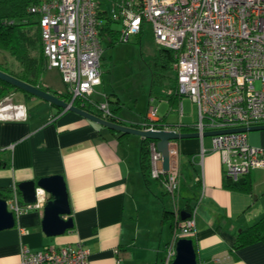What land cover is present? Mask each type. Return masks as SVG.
Returning <instances> with one entry per match:
<instances>
[{
    "label": "crops",
    "instance_id": "obj_1",
    "mask_svg": "<svg viewBox=\"0 0 264 264\" xmlns=\"http://www.w3.org/2000/svg\"><path fill=\"white\" fill-rule=\"evenodd\" d=\"M101 9L104 23L109 13L105 6ZM111 29L119 30L120 24L111 20L100 30V82L78 101L97 114L95 104L107 100L122 123L142 124L147 111L142 115L136 107L141 88L137 92L130 86V76L117 74L119 63L113 51L104 55L108 48L121 47L119 31ZM52 69L61 81L58 70L47 63L39 81L61 97L65 90L45 76ZM162 89L148 91L151 104L152 98L163 103L160 113L156 106L157 122L181 132L195 131L196 120L184 119L180 95ZM15 90L0 103V194H10L8 200L16 193L22 202L19 181L61 174L70 207L62 217L71 216L72 226L45 234L44 204L14 215V225L0 229V264H20L22 247L34 251L76 240L83 242L91 264H165L167 249L175 250L180 237L192 239L197 264H264V242L234 247L240 231L264 216V169L232 178L225 173L220 153L212 149L210 136L173 139L170 146L177 152L172 159L178 173L173 201L157 180H145L140 136L111 131L20 88ZM247 137L251 144L264 147V129L247 132ZM169 206L172 217L164 214ZM181 210L194 216V230L188 235L180 233Z\"/></svg>",
    "mask_w": 264,
    "mask_h": 264
},
{
    "label": "built area",
    "instance_id": "obj_2",
    "mask_svg": "<svg viewBox=\"0 0 264 264\" xmlns=\"http://www.w3.org/2000/svg\"><path fill=\"white\" fill-rule=\"evenodd\" d=\"M31 10L38 13L42 54L47 66L58 70L70 96L66 101L73 104L75 98H85L100 82L99 0H42ZM108 16L120 24L119 42L148 24L155 42L172 51L176 93L196 103L194 128L199 134L264 124V0H121L114 2ZM95 105L99 116L117 120L107 100ZM157 119V108L150 103L140 127L157 128ZM209 136L228 176L237 178L251 169H264V147L251 144L246 131ZM149 150L150 177L159 179L174 201L178 173L172 158L177 152L169 147V166L164 170L154 142L149 143ZM35 198L24 203L13 193L8 208L14 215L40 208L46 191L36 187ZM173 210L178 216L179 208ZM179 229L182 235L193 232V213L181 219ZM174 254L173 246L169 247L164 263L170 264ZM20 264L91 263L83 242L76 240L34 251L22 247Z\"/></svg>",
    "mask_w": 264,
    "mask_h": 264
},
{
    "label": "water",
    "instance_id": "obj_3",
    "mask_svg": "<svg viewBox=\"0 0 264 264\" xmlns=\"http://www.w3.org/2000/svg\"><path fill=\"white\" fill-rule=\"evenodd\" d=\"M0 79L4 80L15 87H18L30 94L38 96L57 106L75 112L89 120L97 122L114 131L135 134L141 138H149L154 140L155 149L160 153L161 167L166 170L169 164V147L170 141L173 139L186 137H205L216 133L230 131H254L264 129V124H256L249 126H238L214 130H204L201 134L198 131L181 132L172 128H142L129 124H123L105 119L93 112L87 111L76 106L63 98L53 94L52 92L42 89L36 85L30 84L18 77L7 73L0 69ZM41 187L49 193V198L43 205V216L41 219L42 229L47 235L63 232L66 228L72 226L71 216L62 217L64 214L70 213L67 190L63 176L61 174H51L40 176L37 179H29L19 181L17 188L20 192L21 200L24 203L35 201V188ZM188 216L185 210L180 211L181 219ZM15 223V217L8 208L6 198L0 196V229L12 227ZM170 264H197L195 250L192 239L188 237H180L175 242V255Z\"/></svg>",
    "mask_w": 264,
    "mask_h": 264
},
{
    "label": "trees",
    "instance_id": "obj_4",
    "mask_svg": "<svg viewBox=\"0 0 264 264\" xmlns=\"http://www.w3.org/2000/svg\"><path fill=\"white\" fill-rule=\"evenodd\" d=\"M41 1L42 0H0V49L11 55L22 66L21 69L15 71L14 68L5 66L4 62L0 61V69L18 77L23 81L47 90L46 87L39 81L41 75L45 71L46 60L41 50L38 13L31 10L33 6ZM106 19V22L101 23L100 30L104 29V27L112 20L109 16H107ZM111 30L119 31L120 29ZM157 54L159 61L154 63L159 66L152 68L153 84L162 83L163 79L168 74L167 71L172 68L173 61V53L170 49L159 46ZM159 67H161V71L159 70ZM162 70L164 73H162ZM173 79L175 85H172L174 88L170 87L171 95H175L176 93V75H174ZM8 88L19 89L18 87L0 79V97L5 95ZM62 96L63 99H70V96L66 92H64ZM78 99L80 98H75L73 100V104H77V106L86 109L85 105L81 104ZM111 111L113 112L112 109ZM98 114L99 113H97V115ZM108 118L111 121L122 123L118 119L116 120L112 117ZM131 125L140 127V124ZM154 126L157 128H164L157 122V120L154 121ZM192 128L195 130L194 127ZM110 130L114 131L112 129ZM150 142H154V140L145 137L141 138L140 166L146 181L155 179L161 184L159 179L150 177ZM163 192V194L167 195V198L169 197L168 199L171 198L167 191L164 190ZM0 196L7 199L10 194L2 193ZM164 214L165 216L172 217L171 206L164 208ZM254 241L264 242V216H261L255 223L240 231L236 241L237 244L234 247H239L240 245Z\"/></svg>",
    "mask_w": 264,
    "mask_h": 264
},
{
    "label": "rangeland",
    "instance_id": "obj_5",
    "mask_svg": "<svg viewBox=\"0 0 264 264\" xmlns=\"http://www.w3.org/2000/svg\"><path fill=\"white\" fill-rule=\"evenodd\" d=\"M115 1L121 0H99L101 6H105L108 13L111 12L113 8V4ZM116 27H118L117 23H114ZM120 48H108L106 49L104 55L107 56L110 51L114 53V59L119 63V66H116L115 70L118 75H125L131 77L130 86L137 90L141 88L140 96L138 97L137 109L142 112L144 115L147 111L148 105L150 104V95L148 93L151 87H154L155 91H159L160 89H166L173 87L174 83V75L175 70L171 68L167 71V76L163 79L162 83L152 84L153 74L152 68L157 67L159 65H155L158 60V47L159 45L155 42L154 37L151 33L150 26L148 24H144L141 32L130 34L129 39L127 41L120 42ZM109 59V57H107ZM0 61L4 62L5 66L14 68L15 71L21 69V64L15 60L11 55L7 54L5 51L0 49ZM106 61V60H105ZM155 62V63H154ZM161 71V67H159ZM162 73L163 70H162ZM105 74H103L104 76ZM46 78H51L54 86L65 90L64 84L59 80L57 73L52 69L48 70L45 74ZM49 76V77H48ZM173 85V86H172ZM258 85V84H256ZM174 88V87H173ZM162 89V90H163ZM14 90V91H13ZM11 91L15 92V89L8 88L3 97H0V103L3 98L7 96ZM152 95V94H151ZM182 104H183V112L185 120H197V106L196 103L193 102L187 95H180ZM154 99V106H158V113L162 111V101L158 98ZM40 100V99H38ZM148 101V102H147ZM133 104V102L131 101ZM159 103V105H157ZM162 103V105L160 104ZM2 105L0 104V107ZM135 135V134H133Z\"/></svg>",
    "mask_w": 264,
    "mask_h": 264
}]
</instances>
